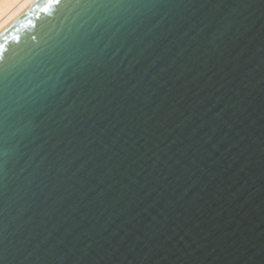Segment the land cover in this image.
Returning <instances> with one entry per match:
<instances>
[{
  "label": "water",
  "instance_id": "1",
  "mask_svg": "<svg viewBox=\"0 0 264 264\" xmlns=\"http://www.w3.org/2000/svg\"><path fill=\"white\" fill-rule=\"evenodd\" d=\"M0 45V264H264V0H35Z\"/></svg>",
  "mask_w": 264,
  "mask_h": 264
},
{
  "label": "bare ground",
  "instance_id": "2",
  "mask_svg": "<svg viewBox=\"0 0 264 264\" xmlns=\"http://www.w3.org/2000/svg\"><path fill=\"white\" fill-rule=\"evenodd\" d=\"M35 0H0V32L17 19Z\"/></svg>",
  "mask_w": 264,
  "mask_h": 264
},
{
  "label": "snow or ice",
  "instance_id": "3",
  "mask_svg": "<svg viewBox=\"0 0 264 264\" xmlns=\"http://www.w3.org/2000/svg\"><path fill=\"white\" fill-rule=\"evenodd\" d=\"M57 3H59V0H56ZM33 39H35V37H33ZM0 47H2V45H0Z\"/></svg>",
  "mask_w": 264,
  "mask_h": 264
}]
</instances>
